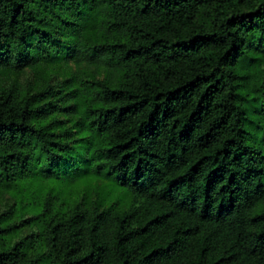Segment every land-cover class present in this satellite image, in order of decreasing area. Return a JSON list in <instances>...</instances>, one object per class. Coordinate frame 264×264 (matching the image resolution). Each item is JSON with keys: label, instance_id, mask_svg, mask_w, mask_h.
Instances as JSON below:
<instances>
[{"label": "trees", "instance_id": "obj_1", "mask_svg": "<svg viewBox=\"0 0 264 264\" xmlns=\"http://www.w3.org/2000/svg\"><path fill=\"white\" fill-rule=\"evenodd\" d=\"M0 198V264H264V0H0Z\"/></svg>", "mask_w": 264, "mask_h": 264}, {"label": "rangeland", "instance_id": "obj_2", "mask_svg": "<svg viewBox=\"0 0 264 264\" xmlns=\"http://www.w3.org/2000/svg\"><path fill=\"white\" fill-rule=\"evenodd\" d=\"M24 75V76H23ZM22 75L21 78H27L28 76V71H26L24 74ZM80 189H83L84 191H86L90 196H96L97 194H100V196H103L106 192H109L108 196V204L114 200H117L118 197H120L122 200L123 199V194L125 193V191L123 190V188H121V186L115 187V186H110V183L106 180H97V181H93L92 183H80ZM122 190V191H121ZM123 194H122V193ZM111 193V194H110ZM126 194L128 195V193L126 192ZM126 195V198H127ZM129 198V195H128ZM4 198H0V205L2 204Z\"/></svg>", "mask_w": 264, "mask_h": 264}]
</instances>
